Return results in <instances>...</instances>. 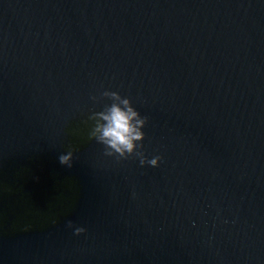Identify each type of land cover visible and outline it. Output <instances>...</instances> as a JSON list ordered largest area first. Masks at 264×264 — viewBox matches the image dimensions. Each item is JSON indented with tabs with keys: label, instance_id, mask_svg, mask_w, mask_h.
I'll list each match as a JSON object with an SVG mask.
<instances>
[{
	"label": "water",
	"instance_id": "obj_1",
	"mask_svg": "<svg viewBox=\"0 0 264 264\" xmlns=\"http://www.w3.org/2000/svg\"><path fill=\"white\" fill-rule=\"evenodd\" d=\"M0 264H264V0H0Z\"/></svg>",
	"mask_w": 264,
	"mask_h": 264
},
{
	"label": "clouds",
	"instance_id": "obj_2",
	"mask_svg": "<svg viewBox=\"0 0 264 264\" xmlns=\"http://www.w3.org/2000/svg\"><path fill=\"white\" fill-rule=\"evenodd\" d=\"M103 97L111 100L110 104L104 105L103 109L96 113L99 123L96 127V141L104 146V155L114 157L117 162L130 157L139 159V164L157 167L161 161L160 155H154L150 159L145 157L141 141L144 139L142 130L147 122L146 116L132 105L127 97H122L116 91H104ZM93 101L97 97H91ZM59 163L67 167L72 166V154H61ZM66 227L73 229L74 235L84 233L86 229L74 226L71 220L67 221Z\"/></svg>",
	"mask_w": 264,
	"mask_h": 264
}]
</instances>
